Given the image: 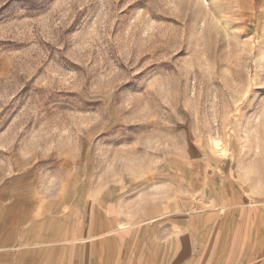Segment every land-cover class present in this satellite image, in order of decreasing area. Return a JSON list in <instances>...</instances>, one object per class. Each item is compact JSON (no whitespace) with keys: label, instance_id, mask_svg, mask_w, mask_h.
I'll return each instance as SVG.
<instances>
[{"label":"rangeland","instance_id":"374dc122","mask_svg":"<svg viewBox=\"0 0 264 264\" xmlns=\"http://www.w3.org/2000/svg\"><path fill=\"white\" fill-rule=\"evenodd\" d=\"M105 195L264 206V0H0L1 239Z\"/></svg>","mask_w":264,"mask_h":264},{"label":"crops","instance_id":"0c3cea01","mask_svg":"<svg viewBox=\"0 0 264 264\" xmlns=\"http://www.w3.org/2000/svg\"><path fill=\"white\" fill-rule=\"evenodd\" d=\"M16 201L0 237L8 264H264L262 205L204 215L185 210L167 225L155 202L130 209L112 195L74 206Z\"/></svg>","mask_w":264,"mask_h":264}]
</instances>
